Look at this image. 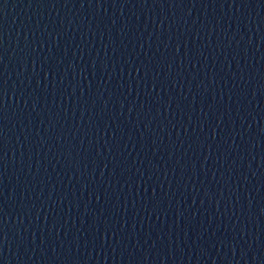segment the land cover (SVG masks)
<instances>
[{
  "label": "water",
  "instance_id": "obj_1",
  "mask_svg": "<svg viewBox=\"0 0 264 264\" xmlns=\"http://www.w3.org/2000/svg\"><path fill=\"white\" fill-rule=\"evenodd\" d=\"M0 264H264V0H0Z\"/></svg>",
  "mask_w": 264,
  "mask_h": 264
}]
</instances>
